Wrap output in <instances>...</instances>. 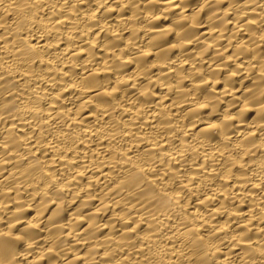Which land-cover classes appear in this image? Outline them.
<instances>
[{
  "label": "bare ground",
  "instance_id": "bare-ground-1",
  "mask_svg": "<svg viewBox=\"0 0 264 264\" xmlns=\"http://www.w3.org/2000/svg\"><path fill=\"white\" fill-rule=\"evenodd\" d=\"M0 264H264V0H0Z\"/></svg>",
  "mask_w": 264,
  "mask_h": 264
}]
</instances>
